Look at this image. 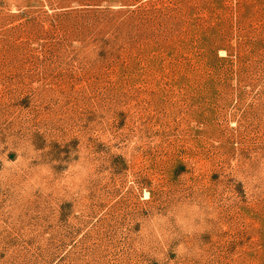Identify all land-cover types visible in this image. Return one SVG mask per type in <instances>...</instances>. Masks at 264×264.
Instances as JSON below:
<instances>
[{"label": "rangeland", "instance_id": "1", "mask_svg": "<svg viewBox=\"0 0 264 264\" xmlns=\"http://www.w3.org/2000/svg\"><path fill=\"white\" fill-rule=\"evenodd\" d=\"M0 264H264V0H0Z\"/></svg>", "mask_w": 264, "mask_h": 264}]
</instances>
